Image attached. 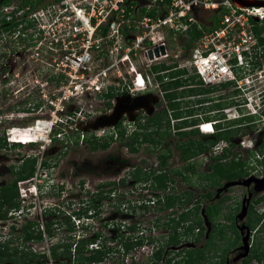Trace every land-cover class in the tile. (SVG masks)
<instances>
[{
  "label": "rangeland",
  "instance_id": "1",
  "mask_svg": "<svg viewBox=\"0 0 264 264\" xmlns=\"http://www.w3.org/2000/svg\"><path fill=\"white\" fill-rule=\"evenodd\" d=\"M17 2L18 0H10L7 7L0 6V15L8 13L18 4ZM21 7L16 9L17 14L23 10ZM21 13L24 15L21 18L23 24L27 21L26 14ZM208 14H199L196 19L208 25L206 21ZM115 17L119 18L117 15ZM129 17L125 14L123 19ZM31 23L22 32L12 34H6V31L0 32V144L2 137L5 138V145L0 146V186L14 178L7 170V166L19 168L23 157L34 156L36 159L44 160L46 165H43L44 168L36 169L31 179L16 182L17 208L7 207L5 202L0 206V242L9 238L8 251H12L13 246H18L27 253V256L44 252L47 264L52 262L51 258H48L49 249L59 244L60 246L54 249L57 256L63 258L62 264H86L87 261L83 259H74L76 248L74 250L73 243L80 236H91L98 232V240L103 242L104 246H109L110 252L113 253L105 255L103 263L97 264H148L153 260L152 252L156 250L157 245L163 244L165 240L163 236L170 233L169 225L160 224L166 222L169 217H174L175 214L168 217L167 213L170 209H159L161 203L156 200L161 199L162 191L148 187L152 180L150 176L146 183L134 182L133 176L138 170L136 168H139L138 172L152 168L157 171L164 169L166 172L171 171L168 172L171 180L167 181V188L163 191L178 193L181 196L182 194L186 196V192H190L191 197L188 202L182 204L177 212L191 206L196 199L200 208L209 206L206 212L214 226L216 243L214 250H211L213 254L209 253L208 260L209 264H223L221 262L223 254L229 250L223 251V249L226 245L232 247L237 242L232 217L238 211L239 202L245 191L240 185H233L227 187L225 192H219L216 198L209 199L203 196L205 190H214L218 187L210 188L207 184L209 180L205 176L210 172L209 164L215 161L213 156L220 154L225 143L223 140L219 139L208 150L197 153L185 161L178 159L175 145L176 142L183 144L187 140L205 142L207 138H213L207 134L209 132L205 127L208 123L202 121L208 120L218 124L213 127V133L216 132V128L227 127L226 129L233 130L238 128L237 134L235 131L231 136L232 146L227 147L228 153L225 157L221 156V161L228 162L233 159L235 162H242V166H239L244 174L242 178L248 175L264 177L262 160L264 115L261 106L264 101L263 81H253L254 85L245 90V95H249L252 100L255 99L254 89L260 90L262 99L260 98L258 113L255 114L249 113L251 107L254 109L258 107H254L252 100L248 101L250 104L247 106L236 107L225 104L222 110H216L215 103L229 100L230 86L227 84L209 85L213 86V89L195 94L186 93V90L188 87H205L202 83L184 85L181 89L184 91L175 95L178 98L177 106L170 110L162 98V83L172 76L192 77V82L199 80L195 74V67L188 61L191 48L194 46V40L190 39L193 29L190 28L188 38L179 36L173 40L170 35L164 34L167 51L165 59L147 61L142 58L140 49L136 48L128 52V60L120 62L118 60L124 49L131 48L133 40V32L125 29L123 38L112 40L115 46H121L123 49L117 48L116 52L119 55L115 54V57H112L114 65L110 71H113L115 78H119L116 77V72L127 77L126 84H123L122 80L119 85L113 83L109 88L113 92L110 98L97 96L92 101L93 98L84 97L78 104L81 107L80 111L77 109L72 112L73 107L77 105L74 101L64 109L67 110L64 114L55 112L56 117L54 113L48 112L46 106H43L44 100L41 99L44 93L43 80L50 69L47 63L54 55L47 50V53H43L45 47L41 45L39 49L42 57L36 56V45H33L36 31L33 22ZM259 30L264 33V22ZM47 41L48 39L43 40L44 43ZM134 52L135 56H133ZM159 64H164V68L167 69L154 75L155 71L162 68L151 67ZM133 71L141 73L142 77H147L141 90H136L129 81L134 76ZM112 76L111 79L115 81ZM249 78H253V75L250 74ZM142 85L143 83L138 79L136 87L139 89ZM220 97L222 99L214 101ZM196 100L201 102L196 104ZM243 101H247L245 97ZM173 113L177 117L174 118ZM232 115L236 118H232ZM66 116H71V121ZM147 117H151L154 121L149 120L144 126ZM38 118L52 122L61 120L59 121L61 126L53 125L50 132V134L60 132L59 137L54 138L55 140L49 144L44 143L39 137L35 143L10 144L14 140L27 143L28 139L25 138L30 136L36 138L30 131V125ZM65 119H67L66 123ZM181 119H186L187 124H190L189 120L192 119H195L197 124L201 122L204 124L201 132L196 125H182L179 121ZM69 122H76L79 130L73 132L67 129ZM11 127L17 131L12 129L7 133V129ZM19 128H23V131H19ZM155 131L159 132L160 136H157ZM179 131L185 134L179 135ZM142 133H149L152 142L143 141ZM36 134H39V131ZM119 136H123V139ZM105 138L108 139L105 148H89L87 140L98 139L101 142ZM126 142L131 143L133 150H130ZM158 156H167L163 167L157 166ZM186 162L192 163L193 171L183 169L182 166ZM35 166L36 161L34 170ZM175 170L179 173H173ZM225 181L227 179L224 178L221 183ZM19 187L24 189L25 197H20ZM262 192L264 190L254 192L250 198L253 202L252 210L258 215L264 213V205L259 197ZM141 203L145 205V210L140 208ZM179 228L181 229L178 231L183 236L182 223ZM139 230L145 237L143 240L136 239ZM253 230L251 247L260 248L263 246L264 230H260L257 223L253 226ZM39 232L41 234L39 239L24 237V235L36 236ZM203 232L204 230L198 231L185 237L190 240L195 238L193 243L198 245L203 240ZM218 234L222 237L217 238ZM148 236L152 237L151 241ZM120 247L124 249L126 247L127 252L123 256L120 249L116 252ZM2 249L0 245V250ZM82 253L86 255L87 251L84 250ZM181 254L169 253L168 256L172 257L171 262L174 264H183ZM249 254L251 250L248 251L246 258ZM29 260L31 259L26 257L25 264H28ZM33 260L35 259H32L31 264H39V261ZM236 260L239 261L233 264H239L240 258ZM263 261V257L252 258L248 264H263ZM15 264L22 263L18 261ZM158 264L163 262L158 261Z\"/></svg>",
  "mask_w": 264,
  "mask_h": 264
},
{
  "label": "built area",
  "instance_id": "2",
  "mask_svg": "<svg viewBox=\"0 0 264 264\" xmlns=\"http://www.w3.org/2000/svg\"><path fill=\"white\" fill-rule=\"evenodd\" d=\"M71 1L74 2L34 0L31 6L29 4L22 6L23 10L18 12L19 14L16 10L12 14L11 9L3 15L6 21L11 16L18 21L15 28L6 31V34L22 32L33 22L36 31L33 39L36 56L42 57L39 49L41 45L45 47L43 53H47V50L54 55L47 63L50 69L43 80L44 93L41 99L44 100L43 106L56 117L55 112L64 114L67 111L64 109L74 101L77 105L73 107L72 112L77 109L80 111L81 107L78 104L84 97H91L93 101L97 96L105 97L106 94L113 93L109 89L113 83L119 85L122 80V83L126 84L127 77L116 72V77L119 78H115L113 71H110L114 65L112 57H115V54L119 55L116 52L118 47L122 48L115 46L112 40L123 38L125 29L133 32V40L131 48L124 49L118 60L120 62L128 60V52L136 48L140 49L142 58L147 61L165 59L167 51L164 34L170 35L173 40L179 36L188 38L189 30L192 28L198 35L194 39L188 61L195 67V74L205 87L231 83L230 89L238 91L239 96H244L245 90L254 85L253 81L264 83V33L260 31L257 34L254 31L255 26H261L264 22V0H144V3H140L139 0ZM19 7L16 4L12 8ZM21 12L26 14L27 21L23 24L21 18L24 15ZM204 13H209L206 20L208 25L196 19L197 15ZM125 14L130 17L123 19ZM44 39L48 41L44 43ZM154 49L157 50V56L153 53ZM149 50L152 53L151 57L147 54ZM135 55L134 52L133 56ZM133 73L134 76L129 81L136 90H141L147 77H142L139 72ZM250 74L253 78H249ZM138 79L143 83L139 89L135 86ZM254 91L255 99L252 100L249 95H245L247 101H243V106L249 105L250 100L253 101L254 107L259 105L262 99L260 90L256 88ZM261 106L264 115V101ZM259 107L256 109L251 107L249 113H258ZM66 117L71 121V116ZM67 119L64 120L65 123ZM46 121L48 128L42 141L49 144L52 138L61 134L60 132L50 134L53 125L61 126L59 122L61 120ZM202 126L203 124H199L200 128ZM67 129L73 132L79 130L76 122H69ZM11 130L12 127L8 129V133ZM42 161L36 159L33 176L36 169L44 168ZM25 180H19L17 183ZM18 189L20 197H25L24 189L21 187ZM187 223L186 221L185 224ZM193 231L198 232V228L195 227ZM139 236L145 238L141 230L136 239ZM98 237L95 242L87 245L88 249L99 248L101 242ZM118 249L122 256L127 252L121 247L117 248L116 252ZM110 251L105 255L113 253ZM125 260L127 261L126 256Z\"/></svg>",
  "mask_w": 264,
  "mask_h": 264
},
{
  "label": "trees",
  "instance_id": "3",
  "mask_svg": "<svg viewBox=\"0 0 264 264\" xmlns=\"http://www.w3.org/2000/svg\"><path fill=\"white\" fill-rule=\"evenodd\" d=\"M34 0H20L19 3L21 6H24L26 4H29V6H31V4L33 3ZM10 3V0H0V6H6ZM0 32L1 31H11L12 28H15L16 24L18 23V21L15 20L14 16H11V18L9 20H5V17L3 15H0ZM261 26H255L254 27V31L255 33H259ZM198 35V32L196 30H193L191 32V40H194ZM157 67L160 68H164V64H159L158 66H152V69H156ZM193 79L192 77H183L181 79L176 78L175 80L172 81H168L166 82L165 85L162 86L163 91L166 89H169L170 87L176 88L179 85H194L197 83H201L199 82L200 80H197L195 82H192ZM210 89H213V87H188V89L186 90V93H199V92H207ZM175 92L172 91H168V92H164L163 96L164 99L168 100V107L173 110L175 108V104L174 102L170 101L171 99H173L175 97ZM112 96V93H108L105 95V97L110 98ZM176 114L173 113L174 118L177 117L175 116ZM157 117V116H156ZM146 124L144 126H146L149 122V120H153L151 117H147L146 118ZM154 121V120H153ZM208 120L204 121L207 122ZM249 122V121H247ZM154 123V122H153ZM157 124V121L155 122ZM188 121L186 119H183L181 121V124L184 126H189V125H196L197 123L195 122V119L189 120L190 124H187ZM247 124V123H246ZM158 125V124H157ZM248 125V124H247ZM250 127V126H247ZM145 128V127H144ZM177 129L180 127H176ZM205 129V128H204ZM235 129V128H234ZM238 128H236L234 131H237ZM204 132V131H203ZM157 136H160V133L155 131ZM187 133V132H186ZM179 135H184L185 133L182 131H179L178 133ZM143 136V141H149L152 142V138L150 137L149 133H142L141 134ZM209 137H213V138H207L205 140V142H194L192 140H187V142L185 144H183L182 142H176L175 148L178 151V159L185 161L188 159H191L193 157V155L200 153L202 151H206L208 150L214 143H216L217 141H219V139L221 140H226L228 141V134L227 132H214L211 134H208ZM121 139H123V136H119ZM107 138L103 139L101 142H99L98 139H91V140H87L88 141V146L90 149H96V148H105L106 145L108 144V139ZM2 143L1 145H5V138L2 137ZM52 140L54 141L55 139L52 138ZM51 140V141H52ZM11 145H20L16 142H12L10 143ZM126 145L129 146L130 150H133V146H131V143L126 142ZM232 146V143H228V147ZM250 152V149L248 150ZM228 153V149L224 148L223 151L218 154V155H214V162H212L210 165V172H208L206 174V179L209 180V182L207 183L208 186L211 187H215V186H219L221 185V181L222 179H227V180H231L237 177H242L244 174L241 171V168H239V166H242V162H235L233 159L229 160L228 162H222L221 161V156L225 157L226 154ZM159 160L157 163L158 167H163L167 156H158ZM264 161V158L262 159ZM36 161V157L34 156H27V157H23L21 159L20 162V166L19 168H15V166H10V173L14 176V178H12L7 184L0 186V206L2 205V203H6L7 207H12V208H17V200H16V196H17V189H16V182L19 180H25L27 178H29L33 171H34V164ZM42 165H46V162L43 160L42 161ZM183 169L187 170V171H193V166L191 162H186L183 166ZM136 167H134L135 170ZM139 170V168H136ZM238 169V171H237ZM138 170L135 171V176H133V180L134 182L138 183V182H143L146 183V181L148 180L149 176L152 178L151 183H149V186L151 189L153 188L154 190H160L162 191L161 194V199H157L156 202H160L161 206L159 209H163V210H169V212L167 213L168 215H173L175 214L174 217H169L167 219L166 222H163V224H160L162 226H167L169 225V230L170 233L168 232L166 235H164L163 237L165 238L163 244L160 243V245H157L156 250L152 253L153 254V260L149 261L148 264H158V261H162L163 264H174L173 262H171L172 257L168 256L169 253H175L176 255H179L180 253H182L181 258L183 261V264H209V253L211 252V250H214V246H215V231H214V226L211 224V218L208 217V214L206 212V209L209 207L208 205L204 206L203 209V214H201V208L199 207V202L198 201H194V203L189 206V207H184L182 208L180 211L177 212V209H180L182 204H185L188 202L190 196V192H186V196H184V194H182V196L178 193H167L163 190H165L167 188V181H170L171 178L168 175V171L166 172V170L161 169V170H155V169H148L145 172H141ZM179 173L177 170H175L173 173ZM215 176V178H214ZM122 181V180H120ZM214 190H205L203 193L204 197H211L213 194ZM260 199V198H257ZM140 208L142 209H146L144 204H140ZM219 208H217L218 210ZM143 210V211H144ZM203 215L206 216L207 221L209 222L211 228L208 232L207 237L205 238V242L203 243V245L201 247H198L197 245H195L193 242L195 240L192 239H187L185 236L187 235H193L196 234L193 229L195 227L198 228V231L202 232L204 230L205 227L202 226V217ZM258 217L255 218L254 222L258 221ZM188 222L187 224H185V222ZM171 223H173L171 225ZM180 223H182V234L183 236L180 235L179 231L177 228H179ZM181 229V228H180ZM49 231V230H47ZM219 233V232H218ZM99 236V233H93V235L91 236H82L80 237L77 241H75L74 244V250L76 248V250L74 251V259H83L85 261H87L86 264H97L98 262H101L103 260V258L105 257V254L107 252L110 251L109 247L104 246V243L101 242L99 244V248L96 249H88L87 245L89 243H93L95 242V240L97 239V237ZM25 238H36L39 239L41 237L40 232L37 233L36 236H26L24 235ZM222 236L218 234L217 238H221ZM148 238L150 239L149 241H151L152 237L148 236ZM137 240H143L142 236H139L137 238ZM188 241V242H187ZM10 243V239L7 238L3 241L0 242V245L3 247L2 250H0V264H15L18 261H20V263L25 264V258H29L31 260H29L28 264L32 263V259L34 258L35 260H33L34 262L39 261V264H47V258L45 256L44 252H40L37 255L35 254H31V256H27V253L22 251L21 249L18 248V246H13L12 251H8V245ZM136 243V242H135ZM138 243V242H137ZM136 243V244H137ZM187 243L192 244V246H186ZM60 246L59 244H56L55 246H52L49 249V253H48V258H51L52 262L51 264H62V260L63 258L61 256H57V252L55 251V247ZM84 247V248H83ZM127 247V246H126ZM125 247V249H126ZM254 247V246H253ZM228 248V246L226 245V248L223 249V251H225ZM86 250L87 254H83L82 251ZM258 247L255 246V248L251 249V254L248 255L247 258H244L242 260V264H248L249 260L252 258H256L259 259L260 256H258ZM209 251V252H208ZM30 253V252H29ZM212 253V252H211ZM213 254V253H212ZM24 256H26L24 258ZM41 259V260H39Z\"/></svg>",
  "mask_w": 264,
  "mask_h": 264
},
{
  "label": "flooded vegetation",
  "instance_id": "4",
  "mask_svg": "<svg viewBox=\"0 0 264 264\" xmlns=\"http://www.w3.org/2000/svg\"><path fill=\"white\" fill-rule=\"evenodd\" d=\"M152 68V67H151ZM167 68H163V69H161V70H159V71H155L154 72V75H158V72H160V71H164V70H166ZM157 77H159V76H157ZM176 78H179V79H181L182 77H171V78H168V80L166 81V82H168V81H172V80H175ZM166 82H163L162 83V85H161V88H162V86L163 85H165L166 84ZM228 85V86H230L231 85V83H225V84H219V86H224V85ZM143 86V85H142ZM184 85H179V86H177L176 88H173V87H170L169 89H166V90H164L163 91V89L161 90L162 91V98H164V96H163V93L164 92H168V91H172V92H175L176 91V89H177V92H175V94H180V93H182L184 90H181V89H183L182 87H183ZM207 87H213V86H207ZM206 87V88H207ZM228 91H229V93H230V95L228 96V98H229V100L228 101H226V102H223V103H215L214 104V107L216 108V110H222V107H223V105H225V104H232V106H236V107H242L243 106V98H242V96H239V92L238 91H232L231 89H230V87H229V89H228ZM219 99H222L221 97L220 98H216L214 101H217V100H219ZM165 101H166V104H167V106H168V100H166V99H164ZM170 101H172V102H174V104H175V107L177 106V104H178V98L175 96L173 99H171ZM197 102H196V104H198V103H200L201 101H198V100H196ZM169 108V107H168ZM171 110V109H170ZM183 119H181V120H179L180 122L182 121ZM118 122V121H117ZM117 122H116V124H117ZM204 123H208V121L207 122H204ZM213 123H215V122H213ZM210 124H207L206 125V127L205 128H207V132H211V128H210V126H209ZM216 125H218V124H213V127H216ZM227 127H224V128H216L215 129V131H217V130H220V131H222L221 133H223V131H224V129H226ZM236 129V128H235ZM204 130V129H203ZM239 130V129H238ZM238 130L235 132L233 129H226L225 130V132H227V134H228V141H226V140H223L225 143H226V145H228V143H232L233 141L231 140V136H232V134H233V132H235L236 134H237V132H238ZM206 132V131H205ZM224 132V133H225ZM239 142V141H238ZM10 166H12V165H9V166H7V170L9 171V173H10ZM9 168V169H8ZM243 177V176H242ZM242 177H237V178H234V179H240V178H242ZM234 179H231V180H234ZM227 181H230V179L229 180H227ZM227 181H225V182H227ZM224 182V183H225ZM223 183H221V185H222ZM220 185V186H221ZM220 186H218V187H220ZM243 189H244V191H245V193L242 195V198H241V200H240V202H239V209H238V211L233 215V217H232V224H233V226H234V231H235V236H236V239H237V242L235 243V245H233L231 248L230 247H228L225 251H227L228 249V251H229V253H227V255H225L226 253H224L223 254V258H222V260H221V262H223V264H233V263H235V262H237V261H239V260H236V259H238V257L237 256H241V254L243 253V249L242 248H240V246H241V244H242V238H243V236H244V234H245V232H246V230H248V239H247V241H248V251L249 250H251L252 249V247H251V244H252V233H253V226L257 223V224H259V227H260V230H264V213H261V214H255V212L252 210V206H251V204L253 203V202H251L250 201V198L252 197V195H253V193H254V191H253V188H252V183H251V186H250V183H249V185L248 186H242V185H240ZM218 187H216L215 189H214V191H213V196H211V197H209V199H212V198H216L217 197V195H219V193H216V189L218 188ZM243 191V192H244ZM220 192H222V191H220ZM223 192H225V191H223ZM260 198H261V203L264 205V192H262V194H261V196H259ZM247 203L246 205H245V213H244V215H243V217L241 218V219H238L237 217H236V215L238 214V212L241 210V207H242V204L241 203ZM201 209H204V207H201ZM254 214H255V216H254ZM256 217H258L259 219H258V221L257 222H254L255 221V218ZM202 225H203V221H202ZM203 227H204V225H203ZM259 230V231H260ZM208 235V234H207ZM207 235H206V233H205V228H204V232H203V240H202V242L200 243V244H198L197 246L198 247H201L202 245H203V243L205 242V238L207 237ZM250 247H251V249H250ZM248 251H247V253H248ZM257 252L259 253L258 254V256H260L259 258H261V257H263L264 258V240H263V246L262 247H258V250H257ZM225 255V256H224ZM230 255V256H229ZM247 255V254H246ZM246 255L245 256H243V257H239L240 258V262H239V264H242V260L244 259V258H246ZM263 264H264V261H263Z\"/></svg>",
  "mask_w": 264,
  "mask_h": 264
},
{
  "label": "water",
  "instance_id": "5",
  "mask_svg": "<svg viewBox=\"0 0 264 264\" xmlns=\"http://www.w3.org/2000/svg\"><path fill=\"white\" fill-rule=\"evenodd\" d=\"M139 2L140 3H144V0H139ZM162 52H163L162 47H160V53H162ZM153 53H154L155 56L158 55L156 49L153 50ZM147 54H148V57L152 56V53H151L150 50L147 52ZM249 183H252V188H253L254 192H258V191L264 190V177H255L253 175H248L245 178H240V179L238 178V179L230 180V181H227V182L223 183L220 187H218L216 189V193H219L220 191H225L226 188L229 187V186H233V185L248 186ZM241 204H242L241 210L236 215V217L238 219H241L243 217V215L245 213V205L247 203H243L242 202ZM200 212H201V214H203V209H201ZM202 220H203V225L205 227V233L207 235L208 232H209V229H210V224L207 221L205 215H203ZM248 233H249L248 230H246V232H245V234H244V236L242 238V244H241L240 248L243 249V253L241 254V256H237L238 258L239 257H243V256H245L247 254L248 246H249L248 245V241H247ZM186 246H192V244L187 243Z\"/></svg>",
  "mask_w": 264,
  "mask_h": 264
},
{
  "label": "bare ground",
  "instance_id": "6",
  "mask_svg": "<svg viewBox=\"0 0 264 264\" xmlns=\"http://www.w3.org/2000/svg\"><path fill=\"white\" fill-rule=\"evenodd\" d=\"M137 84H138V80L135 83V86H137ZM36 120L37 121H33V123L30 125V131L33 132V135L35 134V136H33V137H36V138H32V136L25 138L26 140L28 139V142L30 140L37 139V137H39V139L44 138L45 132H47V128H48L47 121L45 119H41V118H38ZM12 129L17 131V129H14V128H12ZM19 129H20L19 131H23V128H19ZM38 131H39V134H36ZM17 141H20V140H17Z\"/></svg>",
  "mask_w": 264,
  "mask_h": 264
},
{
  "label": "clouds",
  "instance_id": "7",
  "mask_svg": "<svg viewBox=\"0 0 264 264\" xmlns=\"http://www.w3.org/2000/svg\"><path fill=\"white\" fill-rule=\"evenodd\" d=\"M19 1L20 0H18V4H20L19 3ZM19 6H21V5H19ZM15 10L16 9H14V8H12V10H11V13L13 14L14 12H15ZM11 13H9V14H11ZM243 98H244V96H242ZM233 117L232 118H236V116L234 117V115H232ZM202 122H204V121H202ZM116 124V123H115ZM199 124H202L201 122L200 123H198V124H196V127L198 128V130L200 131V127H199ZM208 124H210V128H211V132L210 133H207V134H211V133H213V123H211V122H208ZM204 125V124H203ZM212 126V127H211ZM201 132V131H200ZM7 133H8V129H7ZM6 139H7V137H6ZM37 139H33V140H30L29 142H27V143H24V142H22V141H17V140H14V142H16V143H18V144H30V143H35V141H36ZM222 141V140H221ZM228 147V145H226V143H224V145L222 146V148H221V150H220V153L223 151V149L224 148H227Z\"/></svg>",
  "mask_w": 264,
  "mask_h": 264
}]
</instances>
